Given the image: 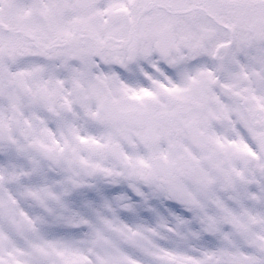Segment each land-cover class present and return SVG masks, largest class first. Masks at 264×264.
I'll return each instance as SVG.
<instances>
[{
    "label": "snow or ice",
    "instance_id": "6c2138e0",
    "mask_svg": "<svg viewBox=\"0 0 264 264\" xmlns=\"http://www.w3.org/2000/svg\"><path fill=\"white\" fill-rule=\"evenodd\" d=\"M0 264H264V0H0Z\"/></svg>",
    "mask_w": 264,
    "mask_h": 264
}]
</instances>
